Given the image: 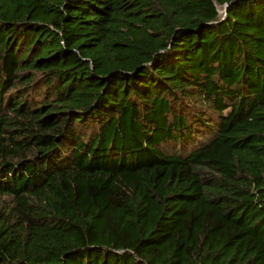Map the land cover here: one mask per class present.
Wrapping results in <instances>:
<instances>
[{
    "label": "trees",
    "instance_id": "1",
    "mask_svg": "<svg viewBox=\"0 0 264 264\" xmlns=\"http://www.w3.org/2000/svg\"><path fill=\"white\" fill-rule=\"evenodd\" d=\"M0 264H264V0H0Z\"/></svg>",
    "mask_w": 264,
    "mask_h": 264
},
{
    "label": "rangeland",
    "instance_id": "2",
    "mask_svg": "<svg viewBox=\"0 0 264 264\" xmlns=\"http://www.w3.org/2000/svg\"><path fill=\"white\" fill-rule=\"evenodd\" d=\"M219 8V7H218ZM222 11H224V8H219V12L221 13Z\"/></svg>",
    "mask_w": 264,
    "mask_h": 264
}]
</instances>
